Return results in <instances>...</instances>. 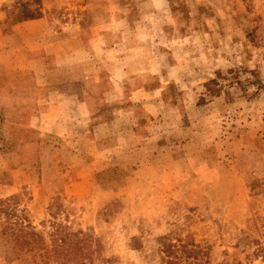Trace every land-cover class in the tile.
Here are the masks:
<instances>
[{
    "label": "rangeland",
    "instance_id": "1",
    "mask_svg": "<svg viewBox=\"0 0 264 264\" xmlns=\"http://www.w3.org/2000/svg\"><path fill=\"white\" fill-rule=\"evenodd\" d=\"M0 200V264H264V0H0Z\"/></svg>",
    "mask_w": 264,
    "mask_h": 264
},
{
    "label": "trees",
    "instance_id": "2",
    "mask_svg": "<svg viewBox=\"0 0 264 264\" xmlns=\"http://www.w3.org/2000/svg\"><path fill=\"white\" fill-rule=\"evenodd\" d=\"M210 85L218 86L217 81L212 79L206 85L207 90L210 92L213 89ZM217 90L215 93H217ZM203 101V100H201ZM17 211L10 210V207L6 205V201L0 200V215H4L7 219L6 225L2 230V235H9L11 241L13 242V249L21 250L24 246L28 245V240L37 242L40 238L32 230L30 231L29 225H22V220L25 218H19L17 216ZM14 221L12 222L13 218ZM18 227V229H16ZM56 245L53 247V257L55 258L56 264H72V262H80L85 259L87 252H83V242L85 239H81L75 234L65 233L56 228V232L53 236ZM194 246V245H191ZM195 247V246H194ZM188 249L186 245L176 246L171 242H166L163 245V253L166 258V264H201L200 256H205V254L195 248ZM13 255L18 257L17 250L13 251ZM193 259L192 261H188ZM78 262V263H79ZM77 263V264H78Z\"/></svg>",
    "mask_w": 264,
    "mask_h": 264
},
{
    "label": "crops",
    "instance_id": "3",
    "mask_svg": "<svg viewBox=\"0 0 264 264\" xmlns=\"http://www.w3.org/2000/svg\"><path fill=\"white\" fill-rule=\"evenodd\" d=\"M43 20L44 19H36V20H32V21H30L29 22V26H33V27H35L36 29L37 28H39V26L42 24V22H43ZM77 28H76V31L77 30H81V27L77 24V26H76ZM60 40H65V38L64 39H62V38H60ZM67 41V40H66ZM47 42V41H46ZM87 42H90V41H87ZM61 55V57H62V54H60ZM65 55V57L66 58H68V52H66L65 51V53L63 54V56ZM42 56V55H41ZM38 57H40V56H38ZM47 59H49L47 56H44V60H45V62L46 61H48ZM37 93L38 92H35V93H31V94H29V93H26V95H30L29 97H32V98H35L36 97V95H37ZM24 96V95H23ZM34 100V99H33Z\"/></svg>",
    "mask_w": 264,
    "mask_h": 264
}]
</instances>
